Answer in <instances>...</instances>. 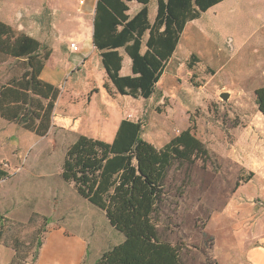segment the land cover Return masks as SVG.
<instances>
[{"label":"rangeland","instance_id":"obj_1","mask_svg":"<svg viewBox=\"0 0 264 264\" xmlns=\"http://www.w3.org/2000/svg\"><path fill=\"white\" fill-rule=\"evenodd\" d=\"M77 5L78 0H0V20L51 50L41 75L61 89L53 126L44 136L0 117V167L8 173L0 179V204L8 211L16 208V218L27 210L50 218V223L41 216L32 222L9 220L0 226V243L16 247L17 263L22 264L34 261L36 240L44 230L63 221L85 230L99 247L121 242L124 233L153 236L151 158L173 136L189 130L205 144L208 157L172 163L153 215L159 235L184 264H248L239 238L257 219L249 205L254 202L264 217V118L254 100L255 90L264 86V0H232L223 6H232L230 32L224 35L210 29L214 11L187 23L154 94L145 99L120 95L107 80L101 56L89 42L90 21L78 17ZM156 9V0H151L152 22ZM72 42L89 59L69 72L62 62L75 55ZM120 52V74H131V59ZM191 54L199 62L190 66ZM23 69L20 59L0 54V86ZM223 92L228 98L222 99ZM124 118L143 123L141 137L153 152L143 155L140 166L137 158L131 161L135 177L126 185L130 190L111 205L117 213L111 225L107 212L78 189L86 172L77 173L78 186L62 175L68 150L80 136L110 143ZM122 205L127 209L115 211Z\"/></svg>","mask_w":264,"mask_h":264},{"label":"trees","instance_id":"obj_2","mask_svg":"<svg viewBox=\"0 0 264 264\" xmlns=\"http://www.w3.org/2000/svg\"><path fill=\"white\" fill-rule=\"evenodd\" d=\"M129 1H96L92 43L99 51L107 80L117 93L145 99L154 94L156 84L177 48L187 23L223 0H157L153 22L148 18L149 0H135L142 7L132 16L128 13ZM143 44L145 47L142 50ZM120 50L131 59V74H120L123 63ZM0 54L20 59L24 68L21 75L10 77L0 86V117L17 123L36 136L46 135L53 126L54 110L61 93L59 87L40 78L51 50L36 37L18 32L0 20ZM188 61L187 65L191 66L193 61L199 62V58L191 54ZM254 100L264 118V86L255 90ZM142 128L141 121L124 118L110 143L99 138L80 136L67 153L62 178L77 183V173L81 170L86 172L83 186L78 189L90 204L107 212L111 225L117 222V213L114 215L110 207L130 190L126 185L135 177L131 161L137 158V165L140 166L145 161L143 155L153 152L152 146L141 137ZM202 156L207 158L208 150L189 130L180 131L162 145L159 155L150 161V220L155 234L146 237L124 233V239L103 251L94 264H184L182 257L173 255L168 242L160 237L153 215L165 194L164 181L172 163L179 160L192 164ZM7 176L8 173L0 167V179ZM117 209L119 212L124 211L127 205L115 211ZM40 216L50 223L49 216L37 212H32L27 222ZM41 240H36L38 247ZM13 248L15 255L10 264L18 262V251L16 247Z\"/></svg>","mask_w":264,"mask_h":264},{"label":"crops","instance_id":"obj_3","mask_svg":"<svg viewBox=\"0 0 264 264\" xmlns=\"http://www.w3.org/2000/svg\"><path fill=\"white\" fill-rule=\"evenodd\" d=\"M96 1L97 0H83V3H79L78 0L79 5H77L79 11V13L77 14L78 17L81 19L87 18L90 21L88 38L89 42L92 44V48H94V45L92 43V30ZM150 1L151 0H149L147 4L148 9ZM230 1L232 0H223L222 2L215 4L205 12L209 13L210 11H214V16L209 19V26L210 29L214 30L216 33L224 35L225 33L230 32V29L228 28V20L230 19L229 17H231L230 10L232 6L224 7V9H222V7ZM133 4H135V7L132 10ZM128 6V13L130 16H132L141 9L142 4L137 3L135 0H131L128 2ZM189 23L190 22H188V24ZM188 24L186 25V27L188 26ZM186 27L183 32H186ZM78 35H81L86 40V37L84 35L80 33H78ZM225 40L232 41V37L226 36ZM86 43L88 46L87 41ZM78 47L77 50H73L70 47L71 51L74 52L75 55L71 57L70 61H65V63L64 61L62 62L66 70H69V72H71L74 67H80L81 65L83 66L89 59V56L87 57L86 53H80V48ZM220 49H222V47H219V50ZM87 52L89 54L88 49ZM44 68L42 70V73L44 71ZM61 70L62 69H60L59 71ZM40 78L59 87L58 83L52 80V78H42V75ZM249 206L253 211H256L254 213V216H257V219L254 218V222L252 223L250 229L246 231L242 230L240 232L241 238H239V246H243V255L244 258L248 260V264H264V217L259 216L261 210L254 202ZM3 212H6V214L2 215ZM32 212L35 211L27 210L25 212V215H23L24 213L21 212L22 217L16 218V216H19V212H17L16 208L8 211L3 207L2 204H0V213L2 215L0 216L2 217L0 226H4L8 223L9 220L15 221L14 218H16V221L18 222H27ZM93 241L94 240L91 239L90 235H88L85 230L81 228H74L70 225L69 222L63 221L61 224H52L50 227L48 226L44 231L41 245L37 249V256H35L34 261L25 262L24 264H94L101 256L103 251L110 248L112 245H108L107 243H105L102 247H99L97 243L94 245ZM14 255L15 249L11 245L0 243V264H10ZM230 255L231 254L229 253L228 259L232 260L233 256Z\"/></svg>","mask_w":264,"mask_h":264},{"label":"built area","instance_id":"obj_4","mask_svg":"<svg viewBox=\"0 0 264 264\" xmlns=\"http://www.w3.org/2000/svg\"><path fill=\"white\" fill-rule=\"evenodd\" d=\"M79 3H83V0H79ZM70 47H71L73 50H77V46H76L75 43H72V44L70 45Z\"/></svg>","mask_w":264,"mask_h":264},{"label":"water","instance_id":"obj_5","mask_svg":"<svg viewBox=\"0 0 264 264\" xmlns=\"http://www.w3.org/2000/svg\"><path fill=\"white\" fill-rule=\"evenodd\" d=\"M221 97H222V99H226V98H228V93H227V92H223V93L221 94Z\"/></svg>","mask_w":264,"mask_h":264}]
</instances>
